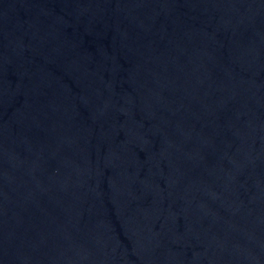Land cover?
I'll use <instances>...</instances> for the list:
<instances>
[{"label": "water", "instance_id": "95a60500", "mask_svg": "<svg viewBox=\"0 0 264 264\" xmlns=\"http://www.w3.org/2000/svg\"><path fill=\"white\" fill-rule=\"evenodd\" d=\"M0 264H264V0H0Z\"/></svg>", "mask_w": 264, "mask_h": 264}]
</instances>
